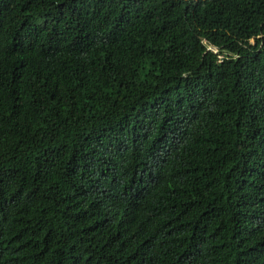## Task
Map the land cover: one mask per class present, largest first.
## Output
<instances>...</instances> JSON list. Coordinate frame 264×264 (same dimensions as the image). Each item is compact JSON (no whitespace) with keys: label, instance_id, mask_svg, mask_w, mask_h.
Masks as SVG:
<instances>
[{"label":"trees","instance_id":"16d2710c","mask_svg":"<svg viewBox=\"0 0 264 264\" xmlns=\"http://www.w3.org/2000/svg\"><path fill=\"white\" fill-rule=\"evenodd\" d=\"M0 264H264V0H0Z\"/></svg>","mask_w":264,"mask_h":264}]
</instances>
